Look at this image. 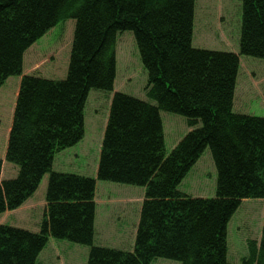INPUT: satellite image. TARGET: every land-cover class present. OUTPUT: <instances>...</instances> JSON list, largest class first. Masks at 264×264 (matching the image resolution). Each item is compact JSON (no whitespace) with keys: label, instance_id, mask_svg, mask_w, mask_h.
Returning a JSON list of instances; mask_svg holds the SVG:
<instances>
[{"label":"trees","instance_id":"obj_1","mask_svg":"<svg viewBox=\"0 0 264 264\" xmlns=\"http://www.w3.org/2000/svg\"><path fill=\"white\" fill-rule=\"evenodd\" d=\"M196 0H0V89L21 77L6 161L18 167L2 180L0 214L20 208L48 174L38 233L0 224V264H37L49 238L90 247L87 264H235L228 226L244 200L264 199V118L237 113L240 56L264 60V0H242L239 54L193 46ZM75 21L67 76L24 75L26 51L50 30ZM132 32L148 75L147 97L114 93L97 180L145 188L132 252L93 244L96 179L53 171L55 156L85 135L91 90L112 92L117 35ZM192 129L167 155L160 112ZM210 148L217 170L214 198L179 186ZM240 264H264L249 243Z\"/></svg>","mask_w":264,"mask_h":264},{"label":"rangeland","instance_id":"obj_2","mask_svg":"<svg viewBox=\"0 0 264 264\" xmlns=\"http://www.w3.org/2000/svg\"><path fill=\"white\" fill-rule=\"evenodd\" d=\"M242 24V0H196L193 46L199 49L239 54ZM75 21L68 20L50 30L29 48L24 56V72L52 80L67 76ZM117 76L112 92L91 90L85 106V135L76 146L56 155L53 171L96 179L97 209L93 244L132 252L137 226L145 198V188L97 180L100 153L114 93H123L152 102L146 94L148 75L140 58L132 32L119 33L116 46ZM235 111L264 118V60L240 56ZM21 77H11L0 89V159L2 180L14 179L18 167L6 161ZM169 155L192 129L185 117L160 112ZM47 174L36 193L20 208L0 214V224L38 233L46 207ZM217 170L210 148L179 186V190L196 198H214ZM264 199L244 200L228 226V260L240 264L248 255L249 243H260L263 229ZM90 247L67 240L49 238L37 264H87ZM151 264H180L156 259Z\"/></svg>","mask_w":264,"mask_h":264},{"label":"crops","instance_id":"obj_3","mask_svg":"<svg viewBox=\"0 0 264 264\" xmlns=\"http://www.w3.org/2000/svg\"><path fill=\"white\" fill-rule=\"evenodd\" d=\"M33 48V47H32ZM240 73V72H239ZM24 75H28V74H26V72H24L23 73ZM238 78H239V76H238ZM8 81V80H7ZM20 83H21V80H20ZM20 83H19V87H20ZM237 84H238V80H237ZM19 87H18V91H19ZM17 95H18V92H17ZM234 110H235V102H234ZM55 160H56V156H55V159H54V163H55ZM53 166H54V164H53ZM2 169H3V167H2ZM54 170V169H53ZM2 172H3V170H2ZM55 172H57V171H55ZM61 173V172H60ZM1 177H2V175H1ZM95 201H96V204H98L97 203V200L95 199ZM27 202V201H26Z\"/></svg>","mask_w":264,"mask_h":264}]
</instances>
